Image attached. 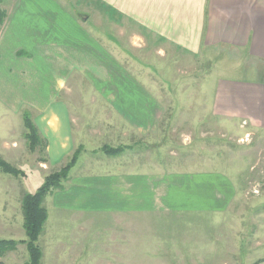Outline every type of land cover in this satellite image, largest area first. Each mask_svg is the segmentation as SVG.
Returning <instances> with one entry per match:
<instances>
[{
  "label": "crops",
  "instance_id": "obj_1",
  "mask_svg": "<svg viewBox=\"0 0 264 264\" xmlns=\"http://www.w3.org/2000/svg\"><path fill=\"white\" fill-rule=\"evenodd\" d=\"M3 6L0 157L25 175L0 171V239H27L22 198L33 193L29 174L35 175L38 189L83 144L95 146L89 149L95 153L104 145L154 141L163 130L161 123L173 111L157 81L158 91L135 74L132 63L142 64L136 57L140 50L173 56L175 63L207 64L202 80L212 78L211 99L209 104L190 101L191 112L213 125L229 122L235 135H264V0H84L83 12L77 11L80 0H11ZM92 17L96 27L89 24ZM83 106L86 112L77 110ZM201 108L206 111L199 113ZM24 110L30 111L44 146L34 151L25 137ZM150 153L131 159L125 151L115 157L95 153L91 169L73 173L64 190L45 199L48 213L50 208L67 213L75 222L93 221L92 213L110 216L121 226V239L102 242L101 253L77 241H57L42 264L222 261L215 240L188 242L185 255L169 256L170 250L160 248L142 253L140 247L152 243L142 245L127 235L125 231L137 230L140 220L151 215L233 214L241 199L239 181L228 172L155 169ZM260 232L262 253L250 264H264V221ZM25 249L19 243L0 259L25 264Z\"/></svg>",
  "mask_w": 264,
  "mask_h": 264
},
{
  "label": "rangeland",
  "instance_id": "obj_2",
  "mask_svg": "<svg viewBox=\"0 0 264 264\" xmlns=\"http://www.w3.org/2000/svg\"><path fill=\"white\" fill-rule=\"evenodd\" d=\"M80 1L82 6L77 7V11L83 12L84 0ZM9 3L11 0H0L2 8ZM72 7L75 8V5ZM94 20L95 17L90 18L89 24L96 27ZM136 54L137 61L142 64L137 67L136 61L132 63L135 64V74L141 81L152 84V88H156L154 80L157 81V86L161 85L162 91L166 93V101H170L169 110L173 112L161 123L163 130L155 136L154 141L142 139L131 146L104 145L95 153L115 157L125 151L131 159L136 157V154L143 158L150 151L151 160L156 159L155 169L160 167L175 170L201 168L224 170L234 179H238L241 199H238L240 201L233 214L210 216L205 212H185L179 216L164 215L162 218L151 215L148 220H140L141 227L139 226L137 230L125 232L129 237L134 236L133 239L141 241L142 245L152 243V246H141L142 253L145 249L150 253L160 248L161 251L170 250L169 256L180 251L185 255V244L188 242L215 240L220 242L222 251V261L219 264H250L254 255L262 253L258 241L262 237L260 225L264 221V135L260 132L252 136L235 135L231 132L233 126L229 122L222 121L220 125L217 124L218 126L213 125L209 118L199 120L196 113L191 112L188 107L190 101H203L209 104L211 99L212 78L209 76L202 80L209 72L207 64L200 61V65H197V61L192 60H189V65L182 64L181 60L175 63L173 56L160 58L151 56L144 50ZM197 66L205 67L200 70ZM77 110L86 112L84 106ZM205 111L206 109L202 108L198 110L199 113ZM190 113L196 117L190 118L188 116ZM88 121L94 124L92 118H88ZM2 122L0 120V126ZM83 145V148L75 151L79 152L80 158L72 167V173L70 170L69 177H72L73 173L84 172L85 167L91 169L88 165L95 160L93 156L95 153L92 152L94 150H89L95 146L87 143ZM109 149L115 152L110 155ZM75 153L54 172L65 168ZM34 179L35 175L29 174L27 184L32 192L37 189L34 188ZM92 214L93 221L75 222L69 220V214L50 208L46 228L39 240L44 253L43 259L50 251L54 252L57 241H77L88 250H99L101 253V250H105L104 247L101 248L102 242L112 241L115 236L117 240L121 239L119 236L121 226L115 220L110 216ZM160 242H164L166 246L161 247ZM188 248L190 250L189 245ZM67 249L70 250L69 247ZM25 252L28 256L26 249ZM16 254L19 257L23 255L20 252Z\"/></svg>",
  "mask_w": 264,
  "mask_h": 264
},
{
  "label": "trees",
  "instance_id": "obj_3",
  "mask_svg": "<svg viewBox=\"0 0 264 264\" xmlns=\"http://www.w3.org/2000/svg\"><path fill=\"white\" fill-rule=\"evenodd\" d=\"M7 16V12L0 5V29ZM25 137L31 151L38 147H44L40 133L34 123L29 110L23 112ZM45 149V148H44ZM43 149V150H44ZM118 151V150H117ZM115 151L108 150V154L112 155ZM77 151L71 161L60 171L53 172L48 175L43 184L33 193H25L22 198V210L24 214V228L26 230L27 239L12 240L0 239V258L8 251L15 249L19 243H25L28 250L29 258L25 264H42L43 250L39 243L40 236L46 228L48 220V209L45 206V199L57 190H64L66 181L69 179V172L78 159ZM0 171L12 174L14 176L25 175V173L11 165L9 162L0 157ZM0 264H6L0 259Z\"/></svg>",
  "mask_w": 264,
  "mask_h": 264
}]
</instances>
